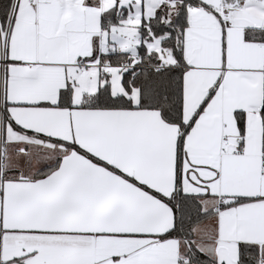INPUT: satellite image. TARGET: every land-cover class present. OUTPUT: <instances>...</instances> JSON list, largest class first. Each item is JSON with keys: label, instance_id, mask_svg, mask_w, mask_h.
<instances>
[{"label": "snow or ice", "instance_id": "snow-or-ice-1", "mask_svg": "<svg viewBox=\"0 0 264 264\" xmlns=\"http://www.w3.org/2000/svg\"><path fill=\"white\" fill-rule=\"evenodd\" d=\"M0 264H264V0H0Z\"/></svg>", "mask_w": 264, "mask_h": 264}]
</instances>
